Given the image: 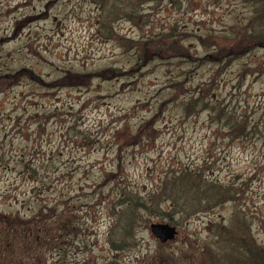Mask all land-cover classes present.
<instances>
[{
	"label": "rangeland",
	"instance_id": "obj_1",
	"mask_svg": "<svg viewBox=\"0 0 264 264\" xmlns=\"http://www.w3.org/2000/svg\"><path fill=\"white\" fill-rule=\"evenodd\" d=\"M138 4L143 18L133 24L120 15L112 23L114 33L134 40L175 34L196 57L207 51L201 37L224 33L249 11L237 0ZM104 8L96 0H0V75L25 69L51 82L68 73L90 74L107 67H134L136 72L127 79L93 78L85 87L45 90L27 78L8 91L0 87V161L7 166L0 169V211L30 218L40 205H47L73 214L79 225L77 248L70 247L63 264H152L166 254L172 264H198L199 250L210 241V225L227 224L233 205L175 226L141 215L145 222L138 223L135 246L118 252L110 250L107 235L111 208L121 197L118 188L143 195L164 172L199 167L206 159L211 179L245 183L237 207L247 217L251 236L264 248V145L253 139L231 142L211 123L208 112L185 117L179 107L199 84L212 80L208 97L264 130V49L223 69L177 59L140 69L133 51L97 31ZM241 69L245 73L239 77ZM175 83L181 85L172 86ZM147 122V129L132 139ZM23 156L50 190L18 175ZM67 197L71 201L65 204ZM151 223L173 226V239L158 243L148 231ZM48 249L44 246L38 253L39 264L57 261L56 251ZM20 255L17 249L15 257Z\"/></svg>",
	"mask_w": 264,
	"mask_h": 264
},
{
	"label": "trees",
	"instance_id": "obj_2",
	"mask_svg": "<svg viewBox=\"0 0 264 264\" xmlns=\"http://www.w3.org/2000/svg\"><path fill=\"white\" fill-rule=\"evenodd\" d=\"M96 1L105 6L101 20L96 22L97 31L101 30L104 33V39L115 40L120 48L133 51L138 61L136 66L140 69L150 62L172 59L183 63L190 61L196 66L212 63L223 69L233 60L248 56L257 49H264V0H237L249 8L248 15L242 20H236L222 34L207 33L201 37V46L207 48L202 57L190 55L184 44L176 39L175 34L145 36L138 40L118 36L114 33L112 23L120 15V18L133 24H138L137 20L143 18L137 11L138 0H128L126 3L122 0ZM134 69L107 67L90 74L68 73L51 82H43L34 73L21 69L12 74H1L0 87L3 91H8L22 78L39 84L45 90L70 88L75 84L85 87L93 78L101 81L131 78L136 73ZM244 73L245 69H241L238 76L242 77ZM210 83L212 85V80L199 84L197 92L179 104L182 115L189 117L206 111L212 120L211 123L218 126V131H224V137L229 141L253 139L254 142L260 141L264 145V130L258 124L248 122L243 115H234V112L226 110L219 101H214V98L206 95V91L211 90ZM174 85L181 84L175 83L172 86ZM261 114L264 115V112ZM148 126L149 123H145L131 138L135 139L142 133L141 129H147ZM18 162L20 167L18 175L21 178H25L29 183L44 186L45 190L51 189L50 184L43 183L39 172L29 161H25L24 156ZM208 163L209 160L205 159L199 167L187 166L178 170H168L163 173L154 189L143 195L118 188L121 197L116 199L111 208L110 216L113 222L107 235L110 250L118 252L135 246L138 223L145 222L142 216L166 221L175 226L177 223L186 222L192 216L206 214L212 209L230 204L233 205V209L227 224L210 225V241L203 244L199 250L198 264H264V248L251 236L247 217L244 211L237 207V198L244 193L241 187L245 183H239L238 178L227 184L211 179V172L209 168L206 169ZM0 166L1 171L7 170L2 161ZM63 201L68 204L71 199L67 197ZM77 226H79L77 218L73 214L64 215L56 212L54 208H48L47 205H40L37 213L30 218L15 216L1 210L0 264H39L38 253L43 252L44 246L49 247L48 250L56 251L57 261L53 264H63L70 247L77 248L75 243L79 232ZM17 249H21L19 257H15ZM153 263L172 264V258L166 254L157 258V261L155 259ZM82 264L96 263L86 260Z\"/></svg>",
	"mask_w": 264,
	"mask_h": 264
},
{
	"label": "water",
	"instance_id": "obj_3",
	"mask_svg": "<svg viewBox=\"0 0 264 264\" xmlns=\"http://www.w3.org/2000/svg\"><path fill=\"white\" fill-rule=\"evenodd\" d=\"M148 231L152 238L160 244L171 241L176 233L173 226L163 223H151L148 226Z\"/></svg>",
	"mask_w": 264,
	"mask_h": 264
}]
</instances>
